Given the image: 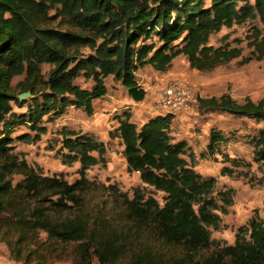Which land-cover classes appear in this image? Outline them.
Listing matches in <instances>:
<instances>
[{
  "label": "trees",
  "instance_id": "16d2710c",
  "mask_svg": "<svg viewBox=\"0 0 264 264\" xmlns=\"http://www.w3.org/2000/svg\"><path fill=\"white\" fill-rule=\"evenodd\" d=\"M253 18L264 30V0H0V238L10 251L44 262L70 249L73 264L93 258L100 264H264V222L256 211L237 228L233 243L211 237L233 190H216L214 176L193 168L189 144L171 134L170 112L137 124L124 110L110 132L122 144L127 170L162 192L161 204L142 187L129 196L114 183L89 179L86 170L104 163L106 150L91 134L65 126L58 131L61 162H78L72 181L45 174L13 148L15 140H38L45 122L67 105L91 114L93 101L107 92L108 76L137 102L146 91L136 71L146 64L166 71L183 54L191 68L210 70L239 56L238 46H215L209 37ZM251 38L252 53L264 57L262 30L254 28ZM43 63L49 65L45 76ZM18 75V94L28 91L26 98L12 87ZM197 101L202 110L264 120V97L237 101L222 93ZM19 125L28 132L12 135ZM223 139L211 129L208 144ZM250 144L253 160L264 164V128ZM101 189L112 205L109 214L87 209Z\"/></svg>",
  "mask_w": 264,
  "mask_h": 264
},
{
  "label": "rangeland",
  "instance_id": "374dc122",
  "mask_svg": "<svg viewBox=\"0 0 264 264\" xmlns=\"http://www.w3.org/2000/svg\"><path fill=\"white\" fill-rule=\"evenodd\" d=\"M252 2L253 0H249ZM55 23L56 20H55ZM254 28L262 30L258 18L248 19L241 24L222 27L209 37V44L228 43L241 49L239 56L217 65L210 70H198L189 66L185 55H177L166 71H158L146 64L136 71V78L145 89L146 95L141 101H133L126 89L111 76L105 78L106 94L93 101V111L86 114L82 108L67 105L63 113L45 122L47 131L36 141L22 142L15 140L14 151L32 165L40 166L45 174H61L66 180L78 177V162L64 164L61 162L58 148L60 145L59 129L65 126L83 133L91 134L105 144V162L98 163L86 170V176L98 185L114 183L122 192L132 195L134 187H142L146 194H151L162 203L163 193L144 186L138 172L128 171L122 155V144L110 132L118 123V116L124 110H130L131 119L137 124L157 114L153 92L173 79H180L191 89V99L187 106L172 112L170 125L174 138L185 139L192 153L193 168L204 176H214L215 189L231 188L232 204L226 214H220L222 226L211 229L212 238L226 244L234 242L237 228L253 215L254 211L264 222V164L253 160L251 138L260 128H264V120H255L244 116H235L224 111H207L198 107V97L218 96L228 93L237 101L250 98L254 101L264 97V57L256 58L249 45ZM45 76L48 64L40 65ZM23 75L15 76L12 81L14 92L18 94L16 83ZM81 86H90L78 78ZM19 95V94H18ZM29 96V95H28ZM24 96V98L28 97ZM16 111L19 108L14 107ZM211 129L219 130L222 141L209 146ZM28 132L25 125L15 127L12 135ZM30 132V131H29ZM33 135L32 132H30ZM188 158V157H187ZM189 159V158H188ZM227 167L228 174H221L220 169ZM17 176L16 178H18ZM87 209L109 214L111 204L104 190L90 197ZM115 217H118L115 213ZM116 219V218H115ZM68 248L72 244L67 245ZM70 250V249H69ZM56 253L46 257L45 261L28 259L26 252L14 254L6 241L0 238V264H73L72 252ZM91 264H100L93 258Z\"/></svg>",
  "mask_w": 264,
  "mask_h": 264
},
{
  "label": "built area",
  "instance_id": "2783aa9c",
  "mask_svg": "<svg viewBox=\"0 0 264 264\" xmlns=\"http://www.w3.org/2000/svg\"><path fill=\"white\" fill-rule=\"evenodd\" d=\"M190 87L180 79H173L156 89L153 94L155 107L158 113L170 112L187 106L191 99Z\"/></svg>",
  "mask_w": 264,
  "mask_h": 264
},
{
  "label": "water",
  "instance_id": "95a60500",
  "mask_svg": "<svg viewBox=\"0 0 264 264\" xmlns=\"http://www.w3.org/2000/svg\"><path fill=\"white\" fill-rule=\"evenodd\" d=\"M28 95H29V92L26 91V92H22V93H20V94L18 95V97H19L20 99H22V98H24V96H28Z\"/></svg>",
  "mask_w": 264,
  "mask_h": 264
},
{
  "label": "crops",
  "instance_id": "0c3cea01",
  "mask_svg": "<svg viewBox=\"0 0 264 264\" xmlns=\"http://www.w3.org/2000/svg\"><path fill=\"white\" fill-rule=\"evenodd\" d=\"M143 122V121H142Z\"/></svg>",
  "mask_w": 264,
  "mask_h": 264
}]
</instances>
